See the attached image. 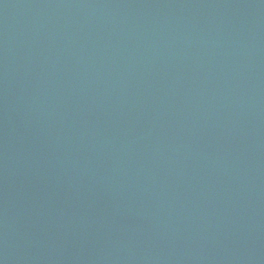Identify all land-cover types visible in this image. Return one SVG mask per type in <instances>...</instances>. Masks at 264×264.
<instances>
[{
    "label": "water",
    "instance_id": "95a60500",
    "mask_svg": "<svg viewBox=\"0 0 264 264\" xmlns=\"http://www.w3.org/2000/svg\"><path fill=\"white\" fill-rule=\"evenodd\" d=\"M0 264H264V0H0Z\"/></svg>",
    "mask_w": 264,
    "mask_h": 264
}]
</instances>
